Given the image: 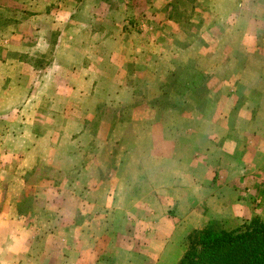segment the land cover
<instances>
[{
	"label": "crops",
	"instance_id": "crops-1",
	"mask_svg": "<svg viewBox=\"0 0 264 264\" xmlns=\"http://www.w3.org/2000/svg\"><path fill=\"white\" fill-rule=\"evenodd\" d=\"M166 1L169 0H47L42 2L40 14L34 15L37 19L27 21V27L53 28L54 25L58 32L50 48L47 32H37L42 46L53 53L51 63L48 68L29 66L27 71L30 77H46L44 81L13 84L4 89V92L26 94L13 118L22 125L14 126L13 120L0 124V264H107L110 258L109 264H157L167 242L181 239L188 229L202 228L219 218L236 224L238 220L259 214L253 200L260 202L263 197L255 196L262 189L255 177L256 173H264V133L231 132L224 127L227 118L221 114L184 115L178 117L177 122L176 117L139 118L142 127L149 128L134 130L135 144L127 151H124L125 145L121 146V152L132 156L126 169L139 171L140 187L150 186L155 191L145 212L148 228L135 232L134 245L127 242L129 233L122 230L113 244L111 222L115 215L111 210L97 215L81 211L83 197L79 188L85 182L52 178L27 180V175L40 162L62 171L74 169L80 163L79 139L86 132L83 125L92 118H81L80 110L97 107L98 100L90 95L99 91L100 76L108 75L107 70L117 76V71L122 70L119 62L125 59L132 62L131 75L139 74V47L146 43L139 38L138 31L135 35L129 30L127 22L132 17L126 19V16L134 15L136 19L132 22L139 24L140 20L145 26L149 24L147 18L154 16L146 14V18H142L139 12L151 8L148 11L152 14L160 5L170 8ZM213 2L217 10L230 2L235 11L254 13L252 16L258 18L257 23L264 20L261 15L264 3L256 6L245 0H206L205 4ZM234 17L232 14L231 22L223 20L215 24L212 18H205L203 29L222 24L234 32L240 27L239 22H233ZM120 18L122 22H118ZM207 35L203 37L206 43L223 42V36ZM39 42L31 46L32 51L27 55L29 63L37 57L45 58L42 54L46 51H35ZM154 44L151 41V46ZM243 50L249 54L248 50ZM217 54L221 56L223 51ZM240 72L246 71L241 69ZM202 74L207 78L209 71ZM135 85H117L115 89L118 92L137 90ZM228 87L215 90L227 92ZM254 88L246 83L243 86L245 92H252ZM47 92L55 93L50 108L64 107L61 111V124L65 125L63 139L59 138L60 132L46 126L47 122H58L54 121V116L57 118L59 112L51 111L53 116L49 115V121L41 117V109L48 105L44 98ZM61 92L66 96L57 101ZM16 103L0 99V108L11 109ZM257 103L251 99L241 103L235 123H253L251 109ZM110 104L117 108L118 102ZM220 104L216 102L217 107ZM98 123L103 124L105 133L98 153L105 156L103 169L106 170L113 142L123 141L129 124L136 121L120 117L117 111L116 115L99 117ZM110 130L113 139L108 136ZM58 138L65 149L57 154ZM99 186L100 182L87 183L88 188H94L90 192L94 197ZM31 189L33 204L25 210L24 201ZM87 196V201L94 205V197ZM105 202L112 203V196L105 197ZM99 222H102L101 228Z\"/></svg>",
	"mask_w": 264,
	"mask_h": 264
},
{
	"label": "rangeland",
	"instance_id": "rangeland-1",
	"mask_svg": "<svg viewBox=\"0 0 264 264\" xmlns=\"http://www.w3.org/2000/svg\"><path fill=\"white\" fill-rule=\"evenodd\" d=\"M46 1L0 0V99L6 103L7 101L17 102L11 106V109L0 108V124L4 120L6 123L13 120L14 116L18 114L19 104H21L26 94L23 91L4 92V89L13 84L39 83L46 78H40L38 75L30 77L27 71L29 66L48 68L51 63L53 53L42 46L39 37L37 39V32L40 34L47 32L48 39L51 42L50 48L54 44L53 40L56 38L58 30L55 29L54 25L53 28L40 27L35 29L27 27V21H30L31 18L37 19L34 15L40 14V9L43 7L42 2ZM205 1L169 0L166 3L170 4V8L167 5L165 8L160 5V9L152 14L149 13L151 11H148L151 8H145L139 12L140 17L146 18L144 16L146 14L154 16L152 19L147 18L149 24L145 26L140 24V20L139 24L138 22L133 23L132 21L136 19L134 15L126 16V19L132 17L127 22L128 25L130 24L129 30L133 31L135 35V32L138 31L139 38L144 39L146 43L143 44L142 48L139 47V71H137L139 74L136 76L131 75L130 64L132 62L125 59L119 62L122 67L120 73L117 71L119 75L114 76L107 70L108 75L100 76L99 91H93L90 95L93 96L94 100H98L97 107L95 109L85 108L80 110L81 118L83 116L92 118L86 125H83L86 132L79 139L82 154L80 163L74 169L57 170L51 168L49 164L40 162L27 175V180L32 182L42 178H52L60 181L79 179L85 182V185L81 184L79 188L83 197L81 199V211L85 213L96 212L97 215L111 210L112 214L115 215L111 222L113 244L117 242L119 230L128 232L127 242L134 245L135 232L138 229L143 231V229L148 228L147 223L149 221L146 220L145 212L148 211L147 207H150L151 194L155 189L150 186L140 187L139 171L126 169V163L132 156L121 152V146L125 145L124 151H127L129 147L135 144L134 130L149 128L147 125L142 127L138 122L139 118L147 116L160 119L176 117L177 122L178 117L184 115L210 117L221 114L222 117L227 118L224 127H227L231 132L264 133V20L257 23L258 18L252 16L254 13L242 11V9L241 11H235V7L230 2L226 3L224 8L217 10L214 2L211 5L205 4ZM247 1L256 6H261L264 3V0H245V3ZM52 5H54V2ZM232 10L234 11L231 12ZM225 11L227 12L225 13ZM232 14L235 16L233 22H239L240 25L234 32L223 27L222 24H218V27L214 26L211 29H203L205 18H212L213 24L215 22L221 23L223 20L224 22H231ZM261 15L264 16V13ZM121 20L120 18L118 22ZM209 32L211 35H207ZM216 34L223 36L221 44L204 42V36L216 37ZM151 41L155 43L154 46H151ZM36 42L39 43L36 44L35 51L37 53L46 51L42 54L45 58L37 57L29 63L27 55L31 53V46H34ZM28 46L30 47L28 48ZM243 49L248 50L249 54H246ZM221 51H223V54L218 56L217 52ZM241 69H245L246 72L241 73ZM193 71L201 73L209 71V74L207 78L205 77L206 80L204 78L196 88L190 91L184 85V81ZM47 82L49 84L53 83L52 80H47ZM245 83L255 87L252 92L244 91L243 86ZM129 84H136L137 90L123 89L124 92H118L115 89L117 85L126 86ZM225 85L230 86L227 88V92L221 90L216 92V87L222 89ZM58 95L60 96L59 99L57 95L56 98L57 101H60L65 98L66 93L61 92ZM44 98L48 100V105L41 109V117H46L45 121H49V115L50 117L53 116L51 111L59 112L57 118L54 116V121L58 120L56 122L58 125L47 122L48 125L46 126L54 128L55 132H60L59 138L63 139L62 134L64 132L62 128L65 125L61 124L63 118L61 111L64 110V107H57L58 110L50 108L49 103L55 100V93L53 92H47ZM249 99L260 103H257L252 108L253 110L251 109L253 123L236 124L235 117L238 115L239 105ZM111 101L118 102L117 108L111 106ZM216 102L221 104L217 107ZM117 111L120 117L136 121V123L129 124L128 130L125 132L127 135L125 134L123 141L115 140L113 142L112 155L109 157V162L106 161V170H104L105 156L98 153V150L102 149L100 145H102L105 133L103 134V124L98 123V118L116 115ZM19 122L13 120L12 123H16L14 126L17 124L22 125L21 121ZM5 126L10 127L7 124ZM191 126L194 127L195 125L192 124ZM109 132L108 136L112 137V130ZM77 135L78 133L75 136ZM54 136L57 138V133ZM59 138L56 140L57 154L60 150L65 149V145L61 144ZM49 148L51 147L49 146ZM13 159L15 161L16 158ZM110 165L111 169H109ZM149 175H151V172ZM256 176L255 182L260 183L262 189L255 196L260 195V198L264 193V173H256ZM92 181L100 182L95 197L90 192L97 185L95 184L94 188L87 187V183ZM104 181L106 182L104 183ZM148 183L150 184L151 181ZM32 192L33 189L30 190L24 201L25 210L33 204ZM87 195L94 197V205L87 201ZM111 196L112 203L105 202V197ZM253 205L260 212L254 214L250 219L238 220L236 224H232L230 221L219 218L211 220L204 227L211 226L213 229L230 230L252 219L264 223L262 203L253 200ZM99 225V228H101L102 222H99ZM202 228L188 229L181 239L167 242L157 264H178L187 248V236L193 230ZM110 260L111 258L109 261L106 260V263H111Z\"/></svg>",
	"mask_w": 264,
	"mask_h": 264
},
{
	"label": "trees",
	"instance_id": "trees-1",
	"mask_svg": "<svg viewBox=\"0 0 264 264\" xmlns=\"http://www.w3.org/2000/svg\"><path fill=\"white\" fill-rule=\"evenodd\" d=\"M204 78L193 71L184 85L192 91ZM187 241L178 264H264V223L257 219L230 230L211 226L193 230Z\"/></svg>",
	"mask_w": 264,
	"mask_h": 264
},
{
	"label": "built area",
	"instance_id": "built-area-1",
	"mask_svg": "<svg viewBox=\"0 0 264 264\" xmlns=\"http://www.w3.org/2000/svg\"><path fill=\"white\" fill-rule=\"evenodd\" d=\"M263 192H264V184H263ZM260 202L262 203V205H264V193H263V197L260 199Z\"/></svg>",
	"mask_w": 264,
	"mask_h": 264
}]
</instances>
